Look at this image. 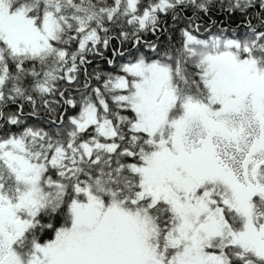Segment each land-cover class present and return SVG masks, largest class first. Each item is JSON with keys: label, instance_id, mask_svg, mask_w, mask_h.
Instances as JSON below:
<instances>
[{"label": "snow or ice", "instance_id": "1", "mask_svg": "<svg viewBox=\"0 0 264 264\" xmlns=\"http://www.w3.org/2000/svg\"><path fill=\"white\" fill-rule=\"evenodd\" d=\"M0 264H264V0H0Z\"/></svg>", "mask_w": 264, "mask_h": 264}]
</instances>
